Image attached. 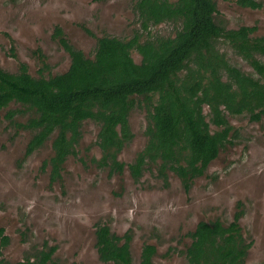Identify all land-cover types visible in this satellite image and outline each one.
<instances>
[{
  "label": "rangeland",
  "instance_id": "374dc122",
  "mask_svg": "<svg viewBox=\"0 0 264 264\" xmlns=\"http://www.w3.org/2000/svg\"><path fill=\"white\" fill-rule=\"evenodd\" d=\"M257 1L262 6L253 9L237 0H216V21L229 29L256 26L255 35L262 36L264 0ZM135 2L0 0V66L15 73L20 63H25L38 77L43 68L40 50L49 65L45 75L65 72L70 56L55 39V28L60 27L70 44L93 57V35L124 39L134 35L140 27ZM174 27L164 22L152 26L151 33L173 35ZM220 47L233 65L253 72L227 43L221 42ZM132 55L136 62L141 61L136 51ZM15 107L18 105L0 110V227L10 237L9 244L0 248L5 264L34 259V253L44 245L45 250L56 247L50 264H106L97 249L98 224H108L121 238L131 235L135 264L147 244L156 246L154 264H185L193 241L190 234L199 222L219 220L228 225L241 213L240 233L249 244L244 264H264V118L251 121L248 115H227L238 136L186 191L173 172L167 181L148 170L138 181L132 178L127 164L147 140L142 108L129 115L133 137L118 155L126 164L122 172L111 173L99 164L103 154L97 143L99 126L85 121L77 154L66 159L61 177L51 181V167L43 164L53 153L52 139L26 156L33 132L17 130L7 119V111ZM27 118L18 116L17 120L25 122ZM210 128L218 130L213 124Z\"/></svg>",
  "mask_w": 264,
  "mask_h": 264
},
{
  "label": "trees",
  "instance_id": "16d2710c",
  "mask_svg": "<svg viewBox=\"0 0 264 264\" xmlns=\"http://www.w3.org/2000/svg\"><path fill=\"white\" fill-rule=\"evenodd\" d=\"M237 3L253 9L262 6L257 0ZM134 11L140 27L131 38L95 36L87 30L96 37L93 57L70 44L56 27L54 37L70 56L65 72L45 75L49 65L40 50L43 68L38 77L25 63L15 73L0 66V110L18 105L7 111V119L17 130L33 132L26 156L52 139L53 153L43 164L51 167V181L61 177L66 159L77 154L85 121L99 126L97 143L103 151L99 164L111 173L122 172L126 164L118 155L133 137L129 115L142 108L147 140L127 164L132 178L138 181L148 170L167 181L173 172L188 191L220 150L238 136L227 115H248L251 121L264 118V35H255L256 26L229 29L218 23L216 0H136ZM164 22L175 25L173 35L151 33L152 26ZM221 42L253 72L233 65ZM133 51L141 56L139 63ZM18 116L28 118L20 122ZM211 124L218 130L213 132ZM241 215L228 225L219 220L199 222L190 234L193 241L185 264H244L249 244L240 233ZM96 239L106 264H135L131 235L121 238L108 224H98ZM9 242L0 227V248ZM45 249L44 245L34 259L17 264H50L56 247ZM155 253L156 246L145 245L138 264H154ZM0 264L5 260L0 259Z\"/></svg>",
  "mask_w": 264,
  "mask_h": 264
}]
</instances>
